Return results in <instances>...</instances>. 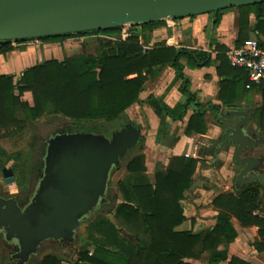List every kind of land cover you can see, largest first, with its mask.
I'll return each instance as SVG.
<instances>
[{
  "label": "trees",
  "instance_id": "trees-1",
  "mask_svg": "<svg viewBox=\"0 0 264 264\" xmlns=\"http://www.w3.org/2000/svg\"><path fill=\"white\" fill-rule=\"evenodd\" d=\"M237 10L239 34L236 47L240 48L249 39L251 31L256 32L259 39H264V3ZM221 13L209 14L213 18L212 28L219 26ZM251 14L256 16L254 30L250 29ZM162 23L139 25L129 32L126 41L120 40L121 28L41 39L44 43H60L71 38H96L97 48L94 55L88 54L84 45L80 55L63 61H45L24 71L17 82L13 76H1L0 132L7 131L11 136L13 128L22 132L27 124L45 115H60L72 123L63 132L108 134L117 124H123V127L130 123L127 111L136 104H142L140 95L145 84L156 79L165 67L171 66L176 72L175 82L181 83L179 89L186 99L185 103L170 109L161 99L153 98L149 105L159 116L174 120L183 119L188 111L193 110L185 135H206L205 112L190 90L185 68L203 69L217 61V72L222 79L219 97L228 107L249 93L246 89L249 84L247 71L231 67L227 48L213 37L211 46L215 47V60L208 51L185 47L159 44L145 50L140 39L148 40L149 34ZM22 42L26 41L18 43ZM11 44L0 43V54L13 51ZM260 47L264 49L262 40ZM259 89L263 104L255 108L253 122L264 133V84ZM178 141L172 140L170 146ZM45 149L44 142V153ZM134 150L138 153L130 157ZM0 154L5 156L1 150ZM198 163L196 159L173 156L165 170L158 165L151 180L146 174L144 139L140 141L121 160V166H125L128 172L127 178L117 185L123 203H116L117 196L110 198L108 189L106 202L84 222L90 224L89 246L79 251L77 261L66 263L191 264L187 260L203 259L207 253V264H220L228 259L227 247L237 238L232 219L243 227L257 228L264 241V187L259 183L243 185L238 189L234 187L232 192L214 198L212 205L218 216L213 230L196 234L177 230L186 220L182 201L193 184ZM40 165L41 162L36 163V159L26 164L27 168L34 167L37 171ZM124 229L128 236H123ZM76 240L77 237L74 242ZM223 245L225 249L219 250ZM90 246L94 247L92 254L88 250ZM256 247L259 250L264 248L260 243H256ZM64 261L67 260L46 256L38 264H63ZM229 264L246 263L233 258Z\"/></svg>",
  "mask_w": 264,
  "mask_h": 264
},
{
  "label": "water",
  "instance_id": "water-1",
  "mask_svg": "<svg viewBox=\"0 0 264 264\" xmlns=\"http://www.w3.org/2000/svg\"><path fill=\"white\" fill-rule=\"evenodd\" d=\"M261 3L264 0H0V43L137 27ZM251 114V109L235 108L220 115L224 120L238 119L223 135L235 149V162L243 167L236 175L237 189L253 183L264 187V157L251 154L264 140L247 129ZM142 140L131 122L110 137L83 132L51 135L30 202L21 208L15 199L0 197V233L17 248L12 260L29 264L47 241L72 244L81 224L106 202L121 160ZM4 175H12V170L5 168Z\"/></svg>",
  "mask_w": 264,
  "mask_h": 264
},
{
  "label": "crops",
  "instance_id": "crops-1",
  "mask_svg": "<svg viewBox=\"0 0 264 264\" xmlns=\"http://www.w3.org/2000/svg\"><path fill=\"white\" fill-rule=\"evenodd\" d=\"M222 19L219 26L214 29L211 27L213 18L207 15H201L194 18H184L177 21L172 27L167 21L155 28L148 36V40L143 37L140 39L145 49H151L159 44L167 47H185L194 50H204L211 53L213 60L216 59L215 47L211 46V38L227 48L228 52L236 47V41L239 34V11L237 8L223 10ZM256 16L250 15V29L254 30ZM213 34L211 36V30ZM207 33V35H206ZM82 39V41L80 40ZM259 39L257 33L251 31L249 39ZM80 40V42H78ZM84 38H71L60 43H44L40 40H30L22 43L12 42L13 51L6 54H0V77L13 76L14 81H18L27 69L42 64L49 60L63 61L61 57L70 53L72 47L76 44H83ZM147 41V42H146ZM80 49H82L80 47ZM79 51V50H78ZM227 52V53H228ZM72 54V53H71ZM219 63L214 61L212 66L203 69L185 68V75L190 81V90L195 95L196 103L200 104L205 112V121L207 124L206 135L192 134L190 137L185 135L189 120L193 115V110L181 120H174L171 117L159 116L149 105L153 98L161 99L162 103L170 109L184 104L186 99L180 92V82H175L176 72L171 66L163 69L161 74L154 80H149L140 95L142 104H136L128 109V119L142 133L145 146V155L148 156L147 176L153 180L156 169L159 167L165 170L173 156H185L198 160V168L194 175V181L190 190L186 193L182 201L185 222L178 227V231H190L201 233L213 230L216 225L218 211L214 209L212 202L217 195L216 190H211L210 185L206 186L207 165L210 161L217 160L219 155L224 154L223 150L219 154L215 153L218 142L223 136L227 125L225 123L232 120H221V112L227 109L240 108L242 110L251 109L250 132L256 137L259 135L264 139V133L253 122L255 117V108L261 107L263 97L259 87L262 85L251 84L248 89L249 93L237 100L231 107L225 106L220 100V82L217 67ZM218 107V110H215ZM235 122V120H233ZM233 122V123H234ZM213 130L217 131V136H211ZM258 134V135H257ZM176 145L171 147V141L177 140ZM199 139H207L211 144L202 150L196 143ZM264 147V146H263ZM263 147L259 148L256 153L264 157ZM231 147H228L230 149ZM205 157L203 158V155ZM208 155V157H207ZM207 167V168H206ZM223 169V166L220 167ZM202 172V183L196 180V176ZM211 172V171H210ZM231 223L237 233L236 240L227 247L228 259L220 264H229L233 258H237L246 264H264V248L259 250L256 243L264 246V241L259 236L258 229L255 227H243L236 219ZM221 246L219 250H224ZM207 253L200 260H187L191 264H207Z\"/></svg>",
  "mask_w": 264,
  "mask_h": 264
},
{
  "label": "rangeland",
  "instance_id": "rangeland-1",
  "mask_svg": "<svg viewBox=\"0 0 264 264\" xmlns=\"http://www.w3.org/2000/svg\"><path fill=\"white\" fill-rule=\"evenodd\" d=\"M198 17V16H197ZM194 18V17H193ZM207 35V33H206ZM82 41V39H80ZM80 40L78 42H80ZM96 38L84 39L83 44H76L72 47V51L68 54H64L61 57L64 60L67 57L80 55L83 53L84 48L86 46V51L88 54H95L97 45L94 42ZM85 42V43H84ZM80 47L82 49H80ZM79 50V51H78ZM72 53V54H71ZM17 82V81H16ZM128 116V111H127ZM234 121H230L225 123L227 126L231 125ZM72 123L68 119L61 117L60 115H45L38 119L36 122L31 124H27L22 132H19L17 128L12 129V135L9 136L7 131L0 132V150L5 153V156L0 154V161L2 165H14L21 168L22 165L29 163V161H33L36 159V163L43 158L44 153V142L54 133L62 131L65 127L70 126ZM123 124H117L112 128V131L108 134H103L107 137H110L113 132L122 129ZM214 138L217 136V131L213 130V132L209 133ZM216 139L211 141L214 143ZM202 150L207 148V145L210 143L207 139H199L196 142ZM210 144V145H211ZM213 145V144H212ZM264 151V147L262 148ZM227 152L219 155L217 160L213 162L210 161L207 167H210L209 172H207V176L210 180H207L206 183L210 185L211 190H216L217 195L224 192H232L235 187L236 175L239 173L240 166L234 161L233 157V148H226ZM138 153V150H134L130 157L135 156ZM19 158H16L17 155ZM205 154L203 155V158ZM208 157V155H207ZM146 162L148 163V156L146 155ZM34 164V163H32ZM223 166V169L220 167ZM206 167V168H207ZM211 171V172H210ZM20 175V174H19ZM128 176V172L125 166H121L118 171H116L111 179L109 184V195L110 198H114L117 196V204L123 203L121 192L118 189V183L122 180H125ZM1 180V178H0ZM196 180L201 184L202 181V172L199 173V176H196ZM35 181V178L32 180V185ZM1 182V181H0ZM19 184H22L21 176H18ZM203 184V183H202ZM33 187V186H31ZM114 223H116L119 227V223L115 220L113 216L109 217ZM89 229L90 224L82 223L80 228L77 231V240L71 244L69 247H63L58 244L56 241H47L42 244L36 256H34L29 264H38L43 258L46 256H57L59 258H63V264H67L66 262H75L78 260V253L80 250L89 246ZM123 236H128L126 230L124 229L122 232ZM96 237V236H95ZM89 252L92 254L94 252V247H88ZM13 249L8 247L0 237V264H15L14 261H8L10 254Z\"/></svg>",
  "mask_w": 264,
  "mask_h": 264
},
{
  "label": "flooded vegetation",
  "instance_id": "flooded-vegetation-1",
  "mask_svg": "<svg viewBox=\"0 0 264 264\" xmlns=\"http://www.w3.org/2000/svg\"><path fill=\"white\" fill-rule=\"evenodd\" d=\"M238 122V119L235 120L234 123H232L231 125H228L226 127L225 130H227L228 128H231L235 123ZM251 124V122H250ZM247 127V129H249L250 127ZM59 132H63V131H59ZM57 133V132H56ZM225 133V132H224ZM55 134V133H54ZM53 134V135H54ZM224 135V134H223ZM251 135H254L253 133ZM258 135V134H257ZM258 140H264L262 137H260L259 135L257 136ZM218 147L215 148L214 152L219 154L220 152H222L223 150H225L228 147H231L230 143H226L223 140V136L220 138L219 142H218ZM264 145H261L257 148L252 149V155L253 156H258V157H263L262 154H257L256 151L263 147ZM234 148H233V157H234ZM44 155V153H43ZM235 161V160H234ZM40 170L37 171L36 169L33 168H27L26 164L22 165L21 168L14 166V165H2L1 161H0V178H1V182H0V197H2L3 199H15L19 205V207L24 208L31 200V198L33 197L36 188H37V184L38 181L42 175V167H43V163H42V159H41V165H40ZM7 168L8 170H12V175L5 177L4 175V169ZM243 167L240 166V170ZM239 170V171H240ZM261 172L264 174V167L262 168ZM20 174V175H19ZM18 176H21L22 179V184H19L18 182ZM13 178L14 181L12 183H8L7 180ZM35 178V181L32 185V180ZM33 186V187H31ZM0 237L2 238L3 242L10 248L13 249L12 253L10 254V257L8 259V261L12 262L14 261L15 264H18V261L16 260H12V256L15 254V252L17 251V248L13 245L8 244L3 235L0 233ZM58 244H60L61 246H63L61 243L57 242ZM71 244H68L66 246L63 247H69Z\"/></svg>",
  "mask_w": 264,
  "mask_h": 264
},
{
  "label": "built area",
  "instance_id": "built-area-1",
  "mask_svg": "<svg viewBox=\"0 0 264 264\" xmlns=\"http://www.w3.org/2000/svg\"><path fill=\"white\" fill-rule=\"evenodd\" d=\"M177 21L178 20H168L167 22L173 27ZM133 28H135V26H125L121 28L122 32L120 40L126 41L129 32ZM227 59L231 67L247 71L249 80V85L247 86L248 89L251 87V84H264V49L260 47L258 40L250 39L240 48L231 49L227 53Z\"/></svg>",
  "mask_w": 264,
  "mask_h": 264
}]
</instances>
